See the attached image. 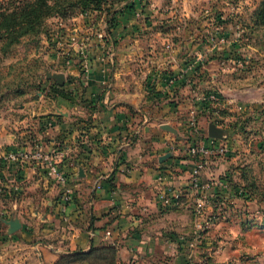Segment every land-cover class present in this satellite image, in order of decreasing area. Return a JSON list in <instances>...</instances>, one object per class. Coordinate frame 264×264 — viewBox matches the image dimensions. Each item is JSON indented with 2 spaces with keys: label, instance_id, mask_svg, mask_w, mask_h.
<instances>
[{
  "label": "crops",
  "instance_id": "obj_1",
  "mask_svg": "<svg viewBox=\"0 0 264 264\" xmlns=\"http://www.w3.org/2000/svg\"><path fill=\"white\" fill-rule=\"evenodd\" d=\"M106 1L107 6L121 8L122 14L118 26L106 33L105 43L86 41L91 63L86 75L74 60L62 65L61 52H56L57 63L48 69L64 74L62 86L72 98L53 96L54 80L47 77L49 93L37 98L38 135L49 134L45 147L55 151L66 172L72 199L62 201L61 186L42 166L25 159L9 165L11 181L36 178L34 186L43 189L37 198L46 201L48 210L22 220L13 233L6 226L0 235V264H54L61 255L106 245L116 249L115 264H202L205 257L213 261L212 227L199 233L192 194L185 192L192 160L179 155L182 147L178 151L166 144L173 138L185 139L179 134L187 125L183 112L211 116L224 132L264 121V82H240L229 73L230 62L240 66L242 49L235 42H204L197 13H181L184 25L171 30L169 18L174 16L164 11L167 7L161 9L165 0H134L139 16L123 9L133 0ZM105 16L103 11H90L66 20L56 18L66 30L55 35L82 39L105 30ZM205 30L213 33V27ZM111 39L116 41L112 59L105 51ZM245 74V80L253 76L249 70ZM169 75L178 78L171 86L166 83ZM152 78L156 79L150 85ZM210 89L217 92V100L199 106L198 97ZM232 112L245 115L244 119L239 116L225 128ZM163 124L176 129V134L162 129ZM36 146L42 147L41 142ZM17 150L30 152L28 146ZM211 177L212 168H205L201 180ZM167 188H184L178 203L161 200ZM21 189L13 184L10 188ZM216 192L223 194L218 189L208 194ZM195 236L199 245L189 256L187 242Z\"/></svg>",
  "mask_w": 264,
  "mask_h": 264
},
{
  "label": "rangeland",
  "instance_id": "obj_2",
  "mask_svg": "<svg viewBox=\"0 0 264 264\" xmlns=\"http://www.w3.org/2000/svg\"><path fill=\"white\" fill-rule=\"evenodd\" d=\"M5 1L7 0H0V4ZM260 1L165 0L163 5L161 4V9L167 7L164 11L173 13L171 15L174 18H169L172 25L168 29L178 30L182 27L184 24H182L181 13L190 10L197 13L201 19L198 30H201L203 36L205 35L204 42L208 44L207 40H209L210 43H216L220 35H224L229 44L235 42L242 49L240 57L248 58H245V62H242L243 59L240 60L239 67L235 66L237 63L230 62L229 73L236 74L233 77L240 79V82L254 81L256 84L260 80L264 82V28L254 26L252 21V12ZM65 27L59 24L56 17L49 18L39 34L24 36L19 43L10 48L8 53L0 55V235L5 233L8 226L4 220L17 218L20 222L22 220L26 222L35 217L38 214L37 211L43 213L48 210L46 201L37 198V194L40 197V191L43 189L40 186H34L36 183L34 176L23 182L9 179L11 173L9 165L14 166L15 162L10 161L8 155L24 146H28L29 150L33 151L32 148L38 142H41L43 152L48 151L45 141L49 134L38 135L37 113L39 112L36 105L40 104V102L37 103L38 95L46 97L50 90V84L45 82L46 79L43 76L44 71L51 65H56L57 53H62L67 45L65 41H59L55 35L56 31L65 32ZM210 27H213V33L206 32L205 29ZM218 27L220 28L217 29ZM58 41L60 43H57ZM74 58L73 64L80 65L77 57ZM65 64L64 60L62 65ZM247 70L251 71L253 76L245 80ZM183 113V119H186L187 125L186 130L179 131V134L185 137V141L173 138L166 145H171L175 150L182 147L179 155L192 159L184 151V147L186 149L192 141H199L196 139L199 135L205 136L206 125L209 122L213 123L214 118L207 115L199 116L200 113L195 112L193 114L195 132L189 123L191 113L189 116L188 112ZM231 114L232 118L227 120L225 128L229 122L237 121L239 116L244 119L243 116H245L233 114V112ZM49 127L51 130L53 126ZM227 129V139L220 142L225 145L227 152L211 154L207 157L210 163L206 169L212 168L213 182L223 176L229 179L231 175L235 183L247 180V183H252L250 188L254 196L251 200L230 197L223 201L215 195L219 201L213 203V211L210 208L203 211L202 228L206 227L207 223L208 228L212 227L210 235H213L211 238L213 261L211 263L264 264V148L260 143L264 137V121L249 124L243 128L240 126L234 129L237 130L236 132L232 128ZM25 160L42 166L46 170V166L40 160L30 158ZM12 184L21 187V192L16 190L12 192L10 190ZM224 195L228 196L227 191H224ZM34 209L36 212L33 211ZM211 213H213V220L210 222L207 219Z\"/></svg>",
  "mask_w": 264,
  "mask_h": 264
},
{
  "label": "trees",
  "instance_id": "obj_3",
  "mask_svg": "<svg viewBox=\"0 0 264 264\" xmlns=\"http://www.w3.org/2000/svg\"><path fill=\"white\" fill-rule=\"evenodd\" d=\"M106 3V0H7L2 2L0 4V55L3 56L8 53L10 48L19 43L24 36L39 34L46 20L52 17L66 20L79 12L103 11L106 13L105 32L110 34L111 29L116 28L119 24L122 9H115L111 3L109 6ZM124 8L129 13L134 14L137 10V4L133 0L124 5ZM252 21L254 26L264 28V0H261L252 12ZM111 42L113 46L116 43L113 39H111ZM43 76L46 79L45 73H43ZM51 91L54 94L53 96H61L66 99L72 98L71 91H68L63 86H58L54 81L52 82ZM204 104L205 107L209 105L206 102ZM261 115L264 116V105ZM224 133L227 134L226 131ZM260 143L262 148H264V137ZM234 174L237 173L234 172ZM227 180L229 182L230 193L233 194V197H240L244 200H251L253 198L254 192L250 188L252 183H247V180L235 183L232 175ZM222 193L224 194L223 191ZM215 194H217V197L219 195L222 196L219 192ZM222 197V200L225 201L224 196ZM217 200L219 201L215 197L213 202ZM115 261V247L106 245L91 247L87 251H75L61 255L54 264H115ZM202 262V264H212L206 257L203 258Z\"/></svg>",
  "mask_w": 264,
  "mask_h": 264
},
{
  "label": "built area",
  "instance_id": "obj_4",
  "mask_svg": "<svg viewBox=\"0 0 264 264\" xmlns=\"http://www.w3.org/2000/svg\"><path fill=\"white\" fill-rule=\"evenodd\" d=\"M136 16H139L140 13L136 12ZM60 36V35H59ZM63 38H59V41H65L67 43L65 49L62 51V55L64 57V60L66 64L70 65V62L74 60V57H77L78 62L80 63L79 67L83 75H86L90 68V59L88 57L87 52L85 51V43L86 41H89L93 38L98 39L100 41H103L105 43L106 40V32L103 29L95 30L92 33H87L82 37V39H77L74 36H71L70 34L65 37L62 35ZM57 43H60V42ZM210 42L209 40H207ZM226 37L224 35H220L219 38H217L216 43H227ZM212 44H215L212 42ZM106 55L109 58L114 57V46L110 44L106 48ZM188 69H192V65L188 66ZM180 77V75H179ZM182 77V75H181ZM156 78L150 79V85L154 83ZM178 78L174 76H167L166 77V83L171 86ZM217 92L213 89L207 90L203 95L198 97L197 104L199 106H205V102L210 104L213 101L217 100ZM196 111H191V119L189 121L190 125L193 127V131L196 132L195 129V119H194V113ZM193 116V117H192ZM195 129V130H194ZM226 136V134H225ZM198 139L199 141H192V143L187 147V153L189 156L192 157V166L189 172V179L188 184L186 187V193H191L194 201V212H195V224L197 226V230L199 233L203 230V228H208V223L206 227L202 228L201 223L203 211L206 208H210L213 211V200L215 196L209 195L208 191L211 189H218L219 191H227V198L233 197V194L230 193L229 188V182L225 178V176L221 177L219 180L213 182V178H210L206 181L201 180V174L204 171V169L207 167V165L210 163V160H208L207 157H209L211 154H225L227 152V149L225 145H223L222 140L226 139H216L209 137L208 135L202 136L199 135ZM56 154L55 151L52 149H49L47 152L42 151V147L36 146L33 148V151L25 152L20 150H14L9 153L8 158L10 161L17 162L19 160H23L26 158H30L32 160H40L44 163L46 166V172L50 177H52L58 185L61 186V199L64 203L70 202L72 199L73 189L69 185L67 174L64 170H62L58 162L56 160ZM229 188V189H228ZM168 194V196H167ZM184 195V188H174L170 189L167 188L164 190V192L161 193V200L167 204V203H178L182 196ZM64 206L61 208V212H64ZM208 221L213 220V213L208 215ZM197 232V234H199ZM199 237L195 236L193 240L187 242V247L190 249L189 256L194 255V251L197 249L199 245Z\"/></svg>",
  "mask_w": 264,
  "mask_h": 264
},
{
  "label": "water",
  "instance_id": "obj_5",
  "mask_svg": "<svg viewBox=\"0 0 264 264\" xmlns=\"http://www.w3.org/2000/svg\"><path fill=\"white\" fill-rule=\"evenodd\" d=\"M44 72H45L47 79H53L59 86H62L64 84L65 76L62 72H49L48 70H45ZM161 128L169 132H172L174 134H176L177 132L176 129H174L168 124L161 125ZM207 135L209 137L221 139V140L226 137L223 129L220 127H217L215 123H209L208 129H207ZM4 222L8 225V233H13L17 231L18 229H20L21 227V222L17 218L4 220Z\"/></svg>",
  "mask_w": 264,
  "mask_h": 264
}]
</instances>
